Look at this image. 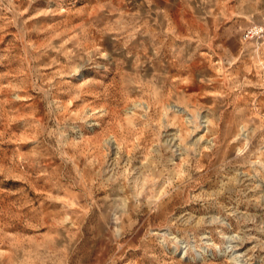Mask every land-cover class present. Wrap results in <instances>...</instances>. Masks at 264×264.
Here are the masks:
<instances>
[{
	"label": "rangeland",
	"instance_id": "1",
	"mask_svg": "<svg viewBox=\"0 0 264 264\" xmlns=\"http://www.w3.org/2000/svg\"><path fill=\"white\" fill-rule=\"evenodd\" d=\"M264 0H0V264H264Z\"/></svg>",
	"mask_w": 264,
	"mask_h": 264
},
{
	"label": "built area",
	"instance_id": "2",
	"mask_svg": "<svg viewBox=\"0 0 264 264\" xmlns=\"http://www.w3.org/2000/svg\"><path fill=\"white\" fill-rule=\"evenodd\" d=\"M264 34V26L263 27H253L250 30H248L246 37L247 38H253V37H259Z\"/></svg>",
	"mask_w": 264,
	"mask_h": 264
}]
</instances>
